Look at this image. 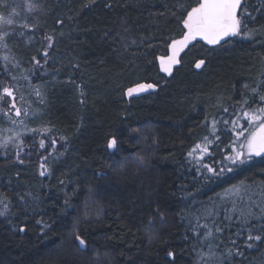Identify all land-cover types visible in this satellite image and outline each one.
<instances>
[{
  "label": "trees",
  "instance_id": "obj_1",
  "mask_svg": "<svg viewBox=\"0 0 264 264\" xmlns=\"http://www.w3.org/2000/svg\"><path fill=\"white\" fill-rule=\"evenodd\" d=\"M6 3L0 4V16L14 23L0 25V34L9 33L0 41V82L16 90L19 104L27 101L32 120L18 126L0 114V139L21 132L25 141L22 164L11 144L0 149V194L11 201L8 215L0 216V264H204L201 250H210L198 243L188 221L213 203L224 228L216 254L232 247L231 238L245 254L231 264H262L264 245L248 249L245 236L233 235L238 221L224 220L217 195L245 181L252 185V200L261 204L264 157L209 181L186 161L208 134L205 117H219L220 105L231 111L235 101H251L252 88L264 93V0H248L255 17L248 22L252 38L230 37L215 47L192 41L171 74L160 58L182 38L183 16L197 0H32L38 7L31 12L28 0ZM45 36L54 38L46 65ZM33 58L43 67L29 84L23 77ZM201 59L205 64L198 69ZM138 84L156 87L129 97L127 89ZM33 86H40L43 102ZM243 110L237 109L241 115ZM43 127L51 133L24 130ZM220 135L210 146L214 156L204 163L228 151L229 137ZM112 136L117 149L107 147ZM45 137L57 139L56 151L47 141L44 149L38 147ZM45 156L48 173L41 176ZM253 210L257 215L250 223L264 224ZM149 217L155 219L151 230ZM21 225H27L24 232ZM76 234L86 240V249ZM205 260L215 264L214 257Z\"/></svg>",
  "mask_w": 264,
  "mask_h": 264
},
{
  "label": "snow or ice",
  "instance_id": "obj_2",
  "mask_svg": "<svg viewBox=\"0 0 264 264\" xmlns=\"http://www.w3.org/2000/svg\"><path fill=\"white\" fill-rule=\"evenodd\" d=\"M94 2V0H93ZM0 4L7 7L6 0H0ZM243 5V7H242ZM110 6V5H109ZM37 5L32 3V0H28L27 8L31 12ZM183 7V6H180ZM250 5L248 0H197V5L191 7L190 11H186L183 16L182 25L185 29L183 36L179 40H173L171 42V49L173 54L168 56L166 59L161 57V64L163 66V71L171 74L172 66L179 64L180 61L177 59L176 54L186 48L192 41H196L198 38L207 42L208 45H220L221 42H226V38L229 37H242V38H252L253 30L248 28V22L255 19L252 13L249 11ZM264 7V5H262ZM259 11L260 9H256ZM14 11V10H13ZM239 13V14H238ZM174 14V13H173ZM14 21L12 19H5L0 16V25H12ZM58 24H62V20H57ZM27 26V25H25ZM35 28V25L31 26ZM9 33L4 31L0 34V41L4 40ZM44 40L47 42V47L43 49L42 58L44 64L48 63V49L53 47L54 38L51 36H45ZM135 43V41H133ZM3 47H7L4 43ZM10 57L7 55L3 56L4 61H9ZM13 62L17 67H19V62ZM205 64L203 59L196 62L195 67L201 68ZM43 65H41L40 60L33 58V68L27 70L28 75H25L23 79L31 84V77L34 71H39ZM5 74L11 76V73H7V64L4 65ZM12 80H17L16 76L11 77ZM156 85L154 84H138L135 87L127 89V95L131 97L134 93L144 92L148 89H154ZM247 88V85H245ZM35 96L40 98L43 102V93L40 90V86H33ZM253 99L250 101L245 97L242 101H235L231 106V111L229 107H224L220 105L218 112H220L219 117H213L209 119L205 117L204 124L208 127V134L201 137L199 143H196L187 152V163L195 167L196 172L200 173L205 181L215 180L226 173H231L239 165H244L253 160L254 157L264 156V93L258 88L251 89ZM20 99H23L21 96ZM7 104L5 108L0 106V114L8 117L13 124L19 123L24 125V121H17L9 116V113L14 112L16 117H21L22 115H27V111H22L21 107L17 106L16 90L9 85L0 82V105ZM238 108H243L242 115L237 111ZM232 117L231 119L225 118ZM244 123H241V121ZM246 125V126H245ZM29 134L36 133H51L52 129L48 127L37 128H25L24 129ZM220 133L227 135L229 137V143L225 144V148L228 149L226 153L221 154L219 160L213 159L211 164L204 163L206 156H214L211 151L210 146L214 145L216 141L221 139ZM211 137V138H210ZM33 138V136H29ZM60 139H65L61 137ZM47 145L52 151H56L57 139L55 137H45L38 141V147L41 149L45 148ZM14 148L15 159L19 163H24L21 159V153L25 148L24 137L21 132H16L15 136H7L0 139V149L6 150L9 145ZM63 146V145H61ZM107 147L109 149H117L118 141L115 136H112L108 142ZM51 154V153H49ZM43 162L40 165L42 171L41 176L48 173L47 168V157L42 158ZM261 187V195L264 196V185H258ZM252 185L246 183L245 181H240L236 185H231L227 188L223 194H218L217 199L221 200V207L224 210V220L232 221L233 218L238 221V227L234 236L240 237L245 236V246L248 249H253L259 247V245H264V224H251L252 218L256 217V212L253 210L258 209L259 219H264V201L261 204H256L252 200L251 193ZM21 201L24 200L23 196H20ZM10 199L4 195L0 194V216L6 217L10 211ZM67 203V202H66ZM211 203V200H210ZM229 206H225V205ZM215 204L212 207H202L199 214L193 213L192 219L188 221L189 231L195 234L198 243H203L210 250L204 253L201 250V260L204 264H208L205 260V256L214 257L215 264H225L228 261L231 264L232 258L235 256L244 257L245 254L241 251L240 247L237 246L236 240L228 238V242L232 245L229 247L225 245L224 251L219 255L213 249L220 248L224 240L221 239L224 228L221 227L220 222L216 217L220 216V213L215 210ZM156 214L161 220L164 219L163 213L156 209ZM85 217L88 216V212L84 213ZM201 220L204 222L201 223ZM11 223V221H9ZM44 227H51V225L44 223ZM155 224V219L149 217L148 226L149 230ZM229 226H231L229 224ZM27 225H21L19 227L20 232L26 230ZM256 233V234H254ZM219 234V235H217ZM75 240L78 242L79 246L83 249L87 248L86 240L76 234L74 236ZM250 242H259L250 243ZM97 255H99L97 253ZM169 257L174 258V253L169 251L167 253ZM245 260L247 258L245 257ZM264 264V262H262Z\"/></svg>",
  "mask_w": 264,
  "mask_h": 264
},
{
  "label": "rangeland",
  "instance_id": "obj_3",
  "mask_svg": "<svg viewBox=\"0 0 264 264\" xmlns=\"http://www.w3.org/2000/svg\"><path fill=\"white\" fill-rule=\"evenodd\" d=\"M184 50V49H183ZM182 50V51H183ZM182 51H180V52H178L177 54H176V57H177V59L179 60V57H180V54H181V52ZM173 54V52H172V49H171V51H170V54L168 55V56H171ZM167 56V57H168ZM167 57H163V58H167ZM161 65V67H162V69H163V66L164 65H162V64H160ZM177 65V64H176ZM176 65H174V66H172V69H171V72H172V70H173V68L176 66ZM165 72V71H164ZM165 73H167V72H165ZM167 74H169V73H167ZM17 99V98H16ZM23 100V99H22ZM26 104H27V101H25V106L24 105H21V104H19L18 102H17V106L18 107H21V109H22V111H27V113H28V110H27V107H26ZM11 114H13L14 115V118L13 119H15V120H17V121H20V120H23L24 121V125H25V123H26V121L28 120V119H30V120H32V117L31 116H28V115H26L27 117H25V115H22L21 117H16L15 116V114H14V112H11ZM241 123H242V121H241ZM19 123H16V125H18ZM23 125V126H24ZM18 126H22V125H18ZM246 126V125H245ZM18 131V130H17Z\"/></svg>",
  "mask_w": 264,
  "mask_h": 264
},
{
  "label": "water",
  "instance_id": "obj_4",
  "mask_svg": "<svg viewBox=\"0 0 264 264\" xmlns=\"http://www.w3.org/2000/svg\"><path fill=\"white\" fill-rule=\"evenodd\" d=\"M229 38H230V37H229ZM229 38H226V41H227ZM197 40L203 42L205 45H207V46H209V47H215V46H217V45H208L206 41L201 40V39H199V38H198ZM222 43H224V42L222 41L221 44H222ZM140 93H142V92H140ZM259 157L261 158V157H264V156H259Z\"/></svg>",
  "mask_w": 264,
  "mask_h": 264
}]
</instances>
